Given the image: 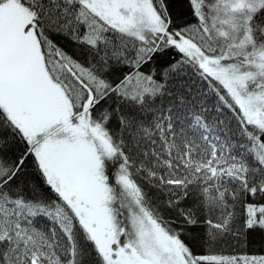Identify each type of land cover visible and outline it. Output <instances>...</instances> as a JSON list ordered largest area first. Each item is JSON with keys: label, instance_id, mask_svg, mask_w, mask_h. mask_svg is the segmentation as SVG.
Wrapping results in <instances>:
<instances>
[{"label": "snow or ice", "instance_id": "6c2138e0", "mask_svg": "<svg viewBox=\"0 0 264 264\" xmlns=\"http://www.w3.org/2000/svg\"><path fill=\"white\" fill-rule=\"evenodd\" d=\"M0 264H264V0H0Z\"/></svg>", "mask_w": 264, "mask_h": 264}]
</instances>
